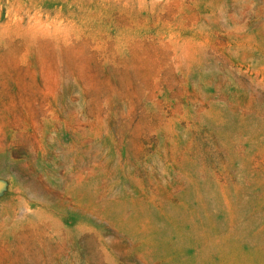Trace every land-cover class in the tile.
Returning a JSON list of instances; mask_svg holds the SVG:
<instances>
[{
	"label": "rangeland",
	"instance_id": "374dc122",
	"mask_svg": "<svg viewBox=\"0 0 264 264\" xmlns=\"http://www.w3.org/2000/svg\"><path fill=\"white\" fill-rule=\"evenodd\" d=\"M0 264H264V0H0Z\"/></svg>",
	"mask_w": 264,
	"mask_h": 264
},
{
	"label": "bare ground",
	"instance_id": "6f19581e",
	"mask_svg": "<svg viewBox=\"0 0 264 264\" xmlns=\"http://www.w3.org/2000/svg\"><path fill=\"white\" fill-rule=\"evenodd\" d=\"M62 179V178H61Z\"/></svg>",
	"mask_w": 264,
	"mask_h": 264
}]
</instances>
